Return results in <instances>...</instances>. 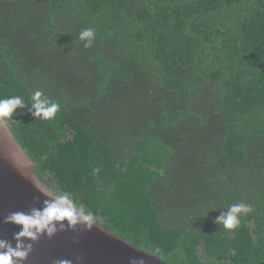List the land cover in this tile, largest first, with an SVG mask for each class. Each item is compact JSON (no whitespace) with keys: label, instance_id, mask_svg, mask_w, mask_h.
Masks as SVG:
<instances>
[{"label":"trees","instance_id":"obj_1","mask_svg":"<svg viewBox=\"0 0 264 264\" xmlns=\"http://www.w3.org/2000/svg\"><path fill=\"white\" fill-rule=\"evenodd\" d=\"M37 90L55 119L28 112ZM12 96L33 173L95 223L169 264L264 261V0H0Z\"/></svg>","mask_w":264,"mask_h":264},{"label":"water","instance_id":"obj_2","mask_svg":"<svg viewBox=\"0 0 264 264\" xmlns=\"http://www.w3.org/2000/svg\"><path fill=\"white\" fill-rule=\"evenodd\" d=\"M33 167L8 125L0 124V239L10 241L13 246L16 243L13 236L20 227L5 224V217L42 207L45 199L57 196L37 178ZM25 243H32V251L19 264H57L60 260H69L71 264H130L133 259H143L144 264H169L97 223L91 230L78 225L74 230L58 231L50 239L44 235L36 242Z\"/></svg>","mask_w":264,"mask_h":264},{"label":"clouds","instance_id":"obj_3","mask_svg":"<svg viewBox=\"0 0 264 264\" xmlns=\"http://www.w3.org/2000/svg\"><path fill=\"white\" fill-rule=\"evenodd\" d=\"M79 39L84 42L85 48L92 47L95 40V29L86 28L79 34ZM28 105L19 96L0 99V124L11 121L19 109H27ZM60 111V105L51 101L41 91H35L31 96L30 111L35 118L53 120ZM47 197V196H46ZM252 211L250 205L237 203L221 210L215 223L222 225L226 230H233L240 226L241 217ZM5 224H14L20 230L13 236L15 246L5 239H0V264H19L28 258L32 251V243L41 236L49 239L58 231L66 228L74 230L78 225L86 230H91L95 225L94 213L83 205L77 206L74 194L71 192L60 193L48 197L43 201L42 207H32L28 212L17 211L5 217ZM57 264H71L69 260H60ZM130 264H144L143 259H133Z\"/></svg>","mask_w":264,"mask_h":264}]
</instances>
